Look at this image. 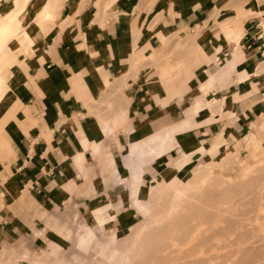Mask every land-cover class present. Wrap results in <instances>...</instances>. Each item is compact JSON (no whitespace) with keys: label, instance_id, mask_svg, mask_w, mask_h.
Here are the masks:
<instances>
[{"label":"crops","instance_id":"0c3cea01","mask_svg":"<svg viewBox=\"0 0 264 264\" xmlns=\"http://www.w3.org/2000/svg\"><path fill=\"white\" fill-rule=\"evenodd\" d=\"M41 5L44 36L13 28L0 54V264H35L84 226L124 251L168 178L264 150V0Z\"/></svg>","mask_w":264,"mask_h":264},{"label":"rangeland","instance_id":"374dc122","mask_svg":"<svg viewBox=\"0 0 264 264\" xmlns=\"http://www.w3.org/2000/svg\"><path fill=\"white\" fill-rule=\"evenodd\" d=\"M14 1L17 0H0V10L11 8ZM42 1H25L23 6L31 8L32 21ZM26 10L22 7L16 16V29L22 28L24 19L27 20ZM163 43V47H154L152 52L165 53L167 40ZM175 50L177 52V46ZM150 59L158 58L152 56ZM162 59L166 60L165 57ZM252 144L255 148L259 146ZM232 159L236 161L223 167H186L171 182V190L164 191L162 198L154 201L148 196L151 213L142 216L137 223L144 226L145 232L127 245H134L135 255L125 264H264V150L251 158ZM185 163L183 157L175 166L180 170ZM251 170L255 171L248 175ZM200 180L201 183L195 186ZM189 181L195 187L191 199L182 209L168 215L173 192ZM76 229L75 225L72 232L77 236ZM84 229L85 236L92 232L87 226ZM113 236V232L106 233L104 239L95 235L96 238L84 243L83 236L79 241L69 239L54 253H50L51 245H46L34 253L42 255L35 264H113L120 251L115 247L110 252L111 257H106ZM77 241L79 253L74 254Z\"/></svg>","mask_w":264,"mask_h":264},{"label":"bare ground","instance_id":"6f19581e","mask_svg":"<svg viewBox=\"0 0 264 264\" xmlns=\"http://www.w3.org/2000/svg\"><path fill=\"white\" fill-rule=\"evenodd\" d=\"M25 1L26 0L14 1V2H16L17 11H15L14 9H12L10 7L5 8V11H9L10 15H6L7 17L3 18L4 25H3V27H0V54L5 51V47L11 42L8 40L10 38L9 37L10 30H12L13 28H16L15 27L16 16L21 13V8L23 7V9H26L27 6L26 5L23 6L25 4ZM34 7H36V6H34ZM0 8H1V6H0ZM3 9L4 8H2L0 10V12L4 11ZM44 9H45V11L43 13L41 12L40 9H39V11H37L35 13V15H36L35 20L32 21V19H31L29 21V20L24 19V24L22 26V30L19 31L18 35H16L17 38L19 36H22L25 39H31L32 44H36L37 41H39V39H41L44 36L45 20L53 21L55 18L52 14H50L47 6L44 7ZM16 50L19 51L20 48H17ZM258 141H259V138H257L256 136L252 138V142L255 143L256 146L258 145ZM212 165H216V162L214 159H212L211 161L207 160L206 162H204L203 168L205 166H212ZM254 171L255 170L249 171L248 175L250 173H253ZM175 176L176 175H173V177L166 180L167 184L169 186H170V182L173 180V178ZM200 183H201V180L196 182L195 186H198ZM192 191H195V187L193 186V184L190 181L188 183H186L183 188L175 190L173 192L171 199H170V206L171 207L169 209L168 215H171V214L179 211L180 209H182L183 206L187 203V201H189V199H191V197H192L191 195L193 193ZM144 214L147 215L148 210H145ZM157 227H160V226L158 225ZM144 232H145V229L143 226L140 229V231L137 233V235H135V237H137V238L140 237L142 235V233H144ZM188 232H189V229H188ZM92 238H94V236H93V233L90 232V233H88V236L82 237V243H84L86 241L90 242ZM115 247H116V239H115V234H114L110 244L108 245V248L106 249V257L107 258L111 257L110 252ZM134 255H135L134 245H130V247H128L126 250H124V251L120 250L119 251V253L117 254V257L114 259L113 264H125V262L127 260L133 258Z\"/></svg>","mask_w":264,"mask_h":264}]
</instances>
